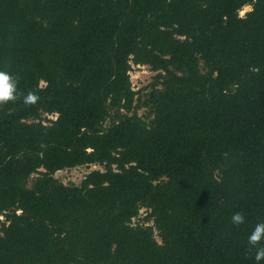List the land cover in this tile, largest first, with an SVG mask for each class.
Wrapping results in <instances>:
<instances>
[{
  "label": "trees",
  "instance_id": "obj_1",
  "mask_svg": "<svg viewBox=\"0 0 264 264\" xmlns=\"http://www.w3.org/2000/svg\"><path fill=\"white\" fill-rule=\"evenodd\" d=\"M0 70V264H256L264 0H0Z\"/></svg>",
  "mask_w": 264,
  "mask_h": 264
},
{
  "label": "clouds",
  "instance_id": "obj_2",
  "mask_svg": "<svg viewBox=\"0 0 264 264\" xmlns=\"http://www.w3.org/2000/svg\"><path fill=\"white\" fill-rule=\"evenodd\" d=\"M20 77L13 75L8 71L0 70V106L14 103L20 100L25 107H31L38 103L39 96L34 91H28L24 94L18 90ZM44 147V145H41ZM245 222L244 214L236 212L231 217V223L239 227ZM247 252L254 254L256 264L264 261V222L257 223L254 230L247 237Z\"/></svg>",
  "mask_w": 264,
  "mask_h": 264
},
{
  "label": "rangeland",
  "instance_id": "obj_3",
  "mask_svg": "<svg viewBox=\"0 0 264 264\" xmlns=\"http://www.w3.org/2000/svg\"><path fill=\"white\" fill-rule=\"evenodd\" d=\"M250 8L244 7L239 12L240 16H243L246 12H248ZM155 73L149 70L146 66H133L131 71L129 72L130 81L132 84V89L137 91L138 89H143L151 83L152 78ZM142 114V110L139 112ZM48 118H51L48 116ZM53 118V117H52ZM100 170L102 168L98 166H90V167H77L70 170L61 171L55 174V177L59 179L63 184H75L78 185L83 177L92 170ZM140 217H144L145 212L142 210L140 212ZM2 219V218H0ZM137 220H133V223H136Z\"/></svg>",
  "mask_w": 264,
  "mask_h": 264
}]
</instances>
